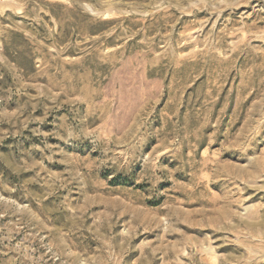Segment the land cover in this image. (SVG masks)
<instances>
[{
  "label": "rangeland",
  "instance_id": "1",
  "mask_svg": "<svg viewBox=\"0 0 264 264\" xmlns=\"http://www.w3.org/2000/svg\"><path fill=\"white\" fill-rule=\"evenodd\" d=\"M0 264H264V0H0Z\"/></svg>",
  "mask_w": 264,
  "mask_h": 264
}]
</instances>
